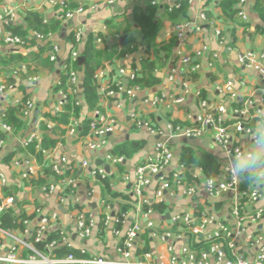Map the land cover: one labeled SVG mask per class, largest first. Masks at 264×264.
Masks as SVG:
<instances>
[{
    "label": "built area",
    "instance_id": "1",
    "mask_svg": "<svg viewBox=\"0 0 264 264\" xmlns=\"http://www.w3.org/2000/svg\"><path fill=\"white\" fill-rule=\"evenodd\" d=\"M45 1L50 7L59 8L62 12L59 18L65 21L82 15L86 9L96 11L99 8L97 2L88 6L82 3L71 6L67 0ZM113 1L106 0V3L111 4ZM157 1L152 0L151 2L156 4ZM187 1L190 4L194 2V0ZM247 1L239 0L237 7V14L243 19H247L244 12ZM35 2L36 0H16L17 6L0 3V26L4 28L16 22L19 11H31L35 8ZM179 2L173 8H177ZM200 17L205 19L204 13H201ZM43 23L48 24V21L43 20ZM200 31L199 25L186 21L175 24L171 35L178 43H184L189 34L199 35ZM1 32L2 42L5 45L20 47L25 44L23 38L5 30ZM214 36L218 39L219 45L223 47L226 44V37L222 36L220 28L214 29ZM29 38L51 43L48 59L50 62H57L59 48L57 44L51 42V33L33 31ZM82 41V29L76 28L74 45L77 48L71 50L69 61L66 60L68 63L65 62L62 66L67 80L64 87L57 91L53 115L61 114L68 109L71 105V98L79 91V74L75 69H68V64L77 63L78 58L82 56L78 48ZM96 42L99 44L100 40L97 39ZM208 52L209 47L202 42L193 51V55L183 49L179 50L173 66L167 70L166 75L171 92L153 95L149 98L138 99L142 87L135 83L126 85L124 82L125 80L134 82L140 74L139 71L120 66L115 71L116 76L109 78L106 71L107 66H105L95 73V78H101L97 87L102 101L125 95L130 101L131 108L128 116L133 126L152 137H158L143 162L133 171V176L131 177L129 173L122 176V180L129 183L131 188L127 205L134 212L132 223H127L128 211L122 213L113 211L108 204H104L99 212V218L89 209L82 207L81 194L77 193L80 182L74 177L73 167L68 164L65 154L57 160L54 159L51 164L53 175L45 178L46 182L43 184H40V181L44 179H39L42 175L37 174L36 162L33 159L14 160L9 172L0 169V219L8 212L15 213L16 219V226L12 228L2 226L0 223V264H264V230L260 226L264 223V205L260 204L263 195L259 187V185H264V179L261 178V182L253 185H247L242 179V174L231 163L220 164L217 173L213 176H205L198 166L185 167L179 164L175 169L171 167L175 153L169 145V138L173 137L188 140L208 133L212 142L226 154L227 159L239 162L255 159V149L244 146L241 135L250 136L256 148H261L259 139L247 119L249 110L254 108L253 101L251 99L242 101L231 81L214 83V90L218 95V103H212L214 107L201 97L199 90L193 91L192 84L187 79L190 75L202 70L200 59ZM125 58H127L126 55L123 59ZM212 58L216 59L217 54H213ZM237 62L241 67L255 71L259 81L264 82V50L260 53L252 51L239 53ZM208 66H213V60L208 63ZM20 70L26 69L21 67ZM16 73L18 71H15L13 75L16 76ZM36 80L37 77H28L23 83L26 94L31 91ZM0 82L1 97L4 93L8 91L10 93L14 89V84L7 85L4 80ZM56 85L60 86V80L56 81ZM261 92L264 93V88ZM190 95H194L197 99V113L193 117L195 121L193 126L176 124L175 119L172 118L163 124L156 120V116L160 115L162 110L182 105ZM11 104L13 107L21 108L20 118L24 121L29 120L37 112L36 105L30 97L15 99ZM75 104L79 105L80 102L76 101ZM232 104L242 107L232 109ZM262 105L264 106V103ZM145 108L151 109L152 117H145ZM5 109L0 108V132L10 134L12 129L6 123L3 114ZM229 109L232 111L233 118L236 119L231 124L228 122ZM46 123L48 129L55 126L50 121ZM77 124V121L69 124L70 135L76 132ZM260 125L264 127L263 124ZM116 130L115 121L112 118L107 119L98 109H95L92 112L85 138L87 152L94 154L104 151L107 148L108 135L115 133ZM36 131L35 129L25 138L24 145L39 139V133ZM4 143L5 141L0 139V158ZM53 153V151H48L47 157L52 158ZM103 159L109 165H120L124 160L122 156L114 155L108 148L103 153ZM80 166L88 169L90 181H105L108 178L103 167H93L89 160L81 161ZM12 177L14 181H11ZM23 183L31 185L24 189L26 191L34 189L44 203L55 198L58 203L70 206L73 231L75 236L81 240L91 239L100 229H109L117 241L115 256L108 257L82 248L78 249L80 257L72 254L57 256L54 250L58 247L64 246L71 249L67 235L58 226V212L55 210L45 212L40 205L32 206L34 214L32 219L20 216V213L17 215L18 197L10 193L14 187L23 189ZM90 191L92 193V190ZM90 193L85 191V196L87 197ZM226 195L231 196L230 215L234 220V227L230 228L228 223L220 221L215 223L213 230H209V226L214 223V217L207 209H197L195 203L196 201L203 203L204 200L212 201ZM176 198L189 200L191 205L173 214L167 226H163L159 216L163 217L167 213L170 201ZM158 204L165 207L164 212L160 213L153 208ZM227 207L229 209V201ZM50 233L57 234L58 239L45 243ZM143 236L165 243L167 256L155 254L157 250L144 248V242L141 240ZM238 238H242L246 247H249L253 253L240 254L237 247ZM184 240H187V243ZM175 242H183L178 251L175 250ZM41 243H45L43 249L37 246Z\"/></svg>",
    "mask_w": 264,
    "mask_h": 264
},
{
    "label": "crops",
    "instance_id": "2",
    "mask_svg": "<svg viewBox=\"0 0 264 264\" xmlns=\"http://www.w3.org/2000/svg\"><path fill=\"white\" fill-rule=\"evenodd\" d=\"M152 0H114L113 3L107 4L106 0H67L71 6H77V4H85L88 6L93 2L99 4V8L96 11L86 9V11L78 17L65 21L59 16L62 14L59 8H52L45 0H36L35 8L31 11L38 13L42 21L47 20L50 26L49 33L52 34L53 43L57 44L59 51L57 53V62H50L48 59V52L51 48H47L48 42H40L36 39L29 38L31 32L23 37L25 44L22 46H8L2 42V30L12 33L6 27L0 26V54L8 55L12 51L19 53L31 54L38 56L39 58L28 63H22L16 67L8 69L7 75L0 71V80H4L6 83V77L13 80L14 89L10 93L6 92L0 96V108L3 110L9 106H12L11 102L15 99L32 98L37 112L30 117L29 120L24 121L18 115V119L21 122V126L17 129H12L10 134L2 133L0 139L4 140V148L0 158V169L9 172L13 166L14 160L33 159L37 174L42 175L39 179L47 178V170L51 168V164L62 156L66 155L68 164L73 167V175L80 182L78 192L81 194L80 203L82 207L89 209V211L97 218H99V212L103 209L104 204H108L113 211L129 212L127 223L134 221L133 209L128 206L130 184L122 180V176L125 173H129L133 176V171L139 166L145 157L150 152L152 145L158 137H152L146 132L137 130L131 121L129 120L130 101L125 95H121L118 98L103 99L100 97V91L97 87V102L95 109H98L104 117L107 119H113L117 125L115 133L108 135L107 148L111 149L114 155L123 157L122 164L109 165L105 163L103 159V153L107 151H100L94 154L88 153L85 147V138L88 131L83 135L81 134L83 121H91L92 112L95 110H87L84 108L79 112V116L74 118L71 113V109H66L64 112L67 115L65 122L58 120V115H53V108L57 99V91L59 86L56 85V81L59 80L60 75L63 74L62 66L65 62L69 61V55L72 49L77 46L71 44L69 37H74V31L76 28L82 29L83 41L78 47L81 53L82 46L86 39L90 35L101 37L99 47H105L110 43V32L108 31V23L120 24L129 23L135 26L134 33L137 38L136 50L127 54L124 57L115 59L111 64L107 66L106 71L109 74V78L113 77L115 71L120 66H125L129 70H136L140 73L143 72V61L147 60L153 63V76L152 79L148 76V71L144 72V77L151 83L142 87L141 92L138 94L139 98H149L153 95H159L161 93H170L171 87L167 82V70L170 69L176 59V53L183 49L193 55V51L199 47V43L202 42L209 47V52L206 53L200 59L201 71L190 75L187 79L193 87V91L199 90L202 98L212 106V103H218V95L214 90V83L217 81L227 82L231 81L234 84L235 90L238 92L240 99L245 101L251 99L253 101V107L249 110L248 124L253 128L256 136L259 139L261 148H256L253 139L249 136H240L242 144L251 149H255V159L253 161H234L227 159L226 154L220 147L216 146L209 134L196 138L185 139L182 138H169V145L175 153V158L171 163L172 168H176L180 162V156L184 148H191L192 150L204 152L211 156L220 165L222 163H231L242 174V179L245 184L253 185L254 183L261 182L264 179V88L262 81H259L256 72L251 69H245L238 65L237 54L242 52L252 51L260 53L264 50V21L261 20L258 14L253 9V0H248L244 7V12L247 19H243L237 13L235 16L230 17L222 8V0H194L192 4L189 3L188 19L187 22L193 25H199L201 31L199 35L189 34L184 43H178L175 37L171 34L173 32V23L168 13L170 9L183 0H158L156 4H152ZM8 6H17L16 0H0ZM28 11H19V17L16 22L12 24H22L25 13ZM238 12V11H237ZM204 13L205 19L200 17V14ZM152 16V23L155 24V32L152 36L153 41L147 44L142 40L141 29L136 24L146 23L148 18ZM144 17V18H143ZM184 21V22H186ZM180 23V22H179ZM182 23V22H181ZM11 24V25H12ZM218 27L222 30V36L226 37V44H218V39L214 36V29ZM33 32V31H32ZM47 33V32H46ZM201 38H200V37ZM22 38V37H21ZM106 41H102L101 39ZM173 41V43H171ZM51 44V43H50ZM110 45V44H109ZM217 54V58L213 59V54ZM67 60V61H66ZM197 60V59H196ZM213 66L209 67L208 63L212 62ZM28 65V66H27ZM104 66V67H105ZM17 67L29 68L27 70L17 71ZM103 67V68H104ZM102 68V69H103ZM74 69V68H73ZM98 71V70H97ZM79 82L81 78V72L78 71ZM28 77H37L35 84L32 86L31 91L27 92L23 86V83L27 81ZM8 79V78H7ZM101 78H96L97 85ZM126 85H130L131 82L124 81ZM134 83V82H132ZM243 83V86H241ZM1 84V82H0ZM80 84V83H79ZM80 89V85H79ZM248 94V96H246ZM73 100V99H72ZM71 100V105H72ZM82 101V100H81ZM229 105V104H228ZM13 107V106H12ZM242 106L238 104H232V109H240ZM145 117L150 118L153 115L150 114L151 109H146ZM197 113V99L194 95L188 96L186 101L182 105L170 107L161 111L160 115L156 116V120L163 124L170 118L175 119L176 124L193 126L195 121L193 117ZM228 122L229 124L236 121L233 118L232 111L229 109ZM52 122L55 126L53 130L46 131L44 124L47 128L46 122ZM73 121H77L76 132L72 135L68 132L69 124ZM260 126H259V125ZM39 133V139L31 143V146L24 145V140L33 133L34 130ZM36 131V132H37ZM44 137H48L55 141V145L49 148H42L41 143ZM48 151H53L52 158L47 157ZM89 160L93 167H103L108 174V178L105 181H90L88 178V169H84L80 166L81 161ZM258 161V164L254 166V163ZM103 163V164H102ZM105 166L108 169H105ZM246 174V176H244ZM16 175V174H14ZM11 181H14L13 177ZM42 182V183H41ZM46 181H40V184ZM24 187H14L10 194L18 197L17 215L27 217L29 219L34 218L32 212V206H42L44 211L55 210L58 212V226L67 235L70 248L78 251V249H90L101 255L108 257L115 256V248L117 246L116 239L112 236L109 229H100L94 237L88 240H81L75 236L73 231V225L71 221L72 208L66 204H60L55 198L49 199L44 203L39 194L34 189L26 191L24 188L31 186L23 183ZM111 186V187H110ZM263 198L260 204L264 205V185H259ZM92 190V193H90ZM85 191L90 193L87 197ZM229 197V198H228ZM69 200V198H68ZM229 201V209L227 203ZM42 204H45L44 206ZM102 205V208H101ZM191 205L189 200H182L176 198L170 201L167 213L161 218L163 226H167L170 221V217L182 211L184 207ZM195 206L197 209H207L214 217L213 225L209 226V230L214 229L216 222L225 221L229 224V227H234V220L230 215L231 196L226 195L219 197L215 200H204L203 203L196 201ZM252 209V207L250 208ZM15 213L12 215L14 216ZM168 215V218L166 217ZM162 226V227H163ZM264 230V223L260 225ZM144 248H149L153 251L157 250L159 255H166V244L157 242L147 236L142 237ZM145 240V241H144ZM187 243V240H184ZM242 238L237 239L238 252L240 254H247L253 251L243 242ZM183 242H175V250H179V246Z\"/></svg>",
    "mask_w": 264,
    "mask_h": 264
},
{
    "label": "trees",
    "instance_id": "3",
    "mask_svg": "<svg viewBox=\"0 0 264 264\" xmlns=\"http://www.w3.org/2000/svg\"><path fill=\"white\" fill-rule=\"evenodd\" d=\"M253 9L258 14L259 18L264 21V0H253ZM238 4L239 0H222L221 5L223 10L232 17L235 16V13L238 11ZM189 3L187 0L180 1L177 8H173L169 11L168 17L169 19L175 23L179 24V22H184L188 19V11H189ZM62 13V12H61ZM144 18V17H143ZM147 20L146 23L136 24L137 27L141 29L142 40L149 44L153 41L152 36L155 32V24L152 23V16H148V18H144ZM9 31L12 32L13 35L24 37L29 32L36 31L39 33H46L50 30V26L43 23L41 16L38 13L28 11L25 13L24 20L22 24H12L6 26ZM108 31L110 32V45L108 44L105 47H99L98 43L96 42L97 39L101 37L90 35L86 41L84 42L81 54L84 57V61L81 65L77 63L68 64L69 68H74L77 72H81L80 78V89L77 94H75L71 100L72 105L69 106L71 109V113L73 114L74 118L79 116V112L86 108L87 110L91 111L95 109L96 102H97V82L95 78V73L97 70L103 68L105 65L111 64L115 59L119 57H124L127 54L136 50L137 47V38L134 33L135 26L130 25L129 23H120V24H112L108 23ZM71 44L74 45V37L71 35L69 37ZM102 41H106L105 39H101ZM173 43V41H171ZM47 48H51V44L48 43ZM38 56H33L31 54L19 53L17 51H12L8 55L0 54V69L4 70L5 75L8 73V69L16 67L22 63H28L33 60L38 59ZM68 63V62H67ZM143 72H141L134 83L140 87L145 85H149L151 83L144 77V72L148 71L149 78L152 79L153 76V63L145 60L143 61ZM28 66V65H27ZM17 71H20V68H16ZM0 70L1 72H3ZM29 71V68H26ZM3 72V74H4ZM64 72V70H63ZM8 78V79H7ZM60 86L59 88H63L66 80L67 75L64 72L60 75ZM13 80L9 77H6V84L10 85ZM132 83V82H131ZM82 100V101H81ZM79 101L80 104L76 105L75 102ZM234 106V104H233ZM21 108L19 106L9 107L3 111L5 121L9 124L13 129H17L22 124L18 119L17 115L20 117ZM67 115L65 113H61L58 116V120L61 122H65ZM46 131L50 132L53 128L48 129L46 125H43ZM89 129V121H83V127L81 134H85ZM2 132H0V137L2 136ZM55 145V141L48 137H44L41 147L42 148H49ZM28 146H31L28 144ZM180 162L185 167H194L198 166L203 170L205 176H213L217 173L219 164L213 159L211 156L204 152L192 150L191 148H184L182 150L180 156ZM47 175H53V171L51 168L47 170ZM45 181V180H42ZM42 183V182H41ZM153 208L160 213L164 212L165 207L161 204L154 205ZM15 217L12 215L11 212L5 213L1 219L0 223L2 226L7 228L15 227ZM18 227L23 228V226L18 225ZM58 239V235L55 233H50L47 236L46 242H50L53 240ZM45 243L37 244L39 249H43ZM54 253L57 256H66L68 254H72L76 257H80L81 254L78 251L66 248V247H58L54 250Z\"/></svg>",
    "mask_w": 264,
    "mask_h": 264
},
{
    "label": "water",
    "instance_id": "4",
    "mask_svg": "<svg viewBox=\"0 0 264 264\" xmlns=\"http://www.w3.org/2000/svg\"><path fill=\"white\" fill-rule=\"evenodd\" d=\"M83 61H84V57H83V56L79 57V58H78V61H77V62H78V65H81ZM185 141H186V140H185ZM102 164H103V163H102ZM257 164H258V161L254 163V166H256ZM105 169L107 170L108 167L105 166ZM244 176H246V174H244ZM166 217L168 218V215H166Z\"/></svg>",
    "mask_w": 264,
    "mask_h": 264
}]
</instances>
